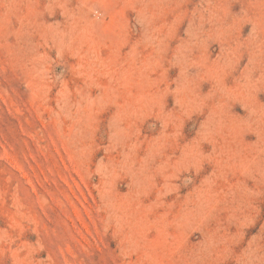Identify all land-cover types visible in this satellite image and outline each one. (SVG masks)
I'll list each match as a JSON object with an SVG mask.
<instances>
[{"label": "rangeland", "instance_id": "rangeland-1", "mask_svg": "<svg viewBox=\"0 0 264 264\" xmlns=\"http://www.w3.org/2000/svg\"><path fill=\"white\" fill-rule=\"evenodd\" d=\"M0 264H264V0H0Z\"/></svg>", "mask_w": 264, "mask_h": 264}]
</instances>
